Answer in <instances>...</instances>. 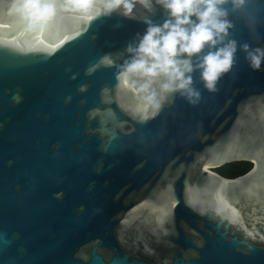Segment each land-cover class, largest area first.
<instances>
[{
  "label": "water",
  "instance_id": "95a60500",
  "mask_svg": "<svg viewBox=\"0 0 264 264\" xmlns=\"http://www.w3.org/2000/svg\"><path fill=\"white\" fill-rule=\"evenodd\" d=\"M0 0V264H264V65L238 48L201 98L120 77L127 46L166 14L66 11L29 27ZM232 17L238 45L264 48ZM253 168L235 179L215 170Z\"/></svg>",
  "mask_w": 264,
  "mask_h": 264
},
{
  "label": "clouds",
  "instance_id": "9594fccd",
  "mask_svg": "<svg viewBox=\"0 0 264 264\" xmlns=\"http://www.w3.org/2000/svg\"><path fill=\"white\" fill-rule=\"evenodd\" d=\"M103 14L118 12L125 17L139 19L137 5L147 12L162 8L166 19L162 25L148 22L146 32L136 43L127 46L128 59L120 67V77L141 90L158 85L150 99L179 94L196 104L201 93L195 86L194 74L209 92L217 91L219 80L234 66L238 48L254 71L264 65V48L238 45L231 38L235 23L241 20L252 33L256 31V8L264 0H101ZM97 0H62L64 10L76 12L86 19ZM27 19L29 27L43 30L57 16V0H20L17 9Z\"/></svg>",
  "mask_w": 264,
  "mask_h": 264
},
{
  "label": "trees",
  "instance_id": "16d2710c",
  "mask_svg": "<svg viewBox=\"0 0 264 264\" xmlns=\"http://www.w3.org/2000/svg\"><path fill=\"white\" fill-rule=\"evenodd\" d=\"M253 168V164L250 162H235L227 164L215 171L228 179H235L248 173Z\"/></svg>",
  "mask_w": 264,
  "mask_h": 264
}]
</instances>
